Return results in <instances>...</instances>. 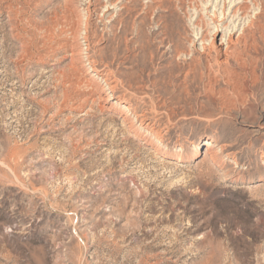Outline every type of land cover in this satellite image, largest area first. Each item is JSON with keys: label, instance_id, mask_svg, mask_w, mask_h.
<instances>
[{"label": "rangeland", "instance_id": "obj_1", "mask_svg": "<svg viewBox=\"0 0 264 264\" xmlns=\"http://www.w3.org/2000/svg\"><path fill=\"white\" fill-rule=\"evenodd\" d=\"M188 4L0 0V264H264V33L225 82ZM86 30L159 145L103 105Z\"/></svg>", "mask_w": 264, "mask_h": 264}, {"label": "bare ground", "instance_id": "obj_2", "mask_svg": "<svg viewBox=\"0 0 264 264\" xmlns=\"http://www.w3.org/2000/svg\"><path fill=\"white\" fill-rule=\"evenodd\" d=\"M186 1L189 3L186 7V14L191 18L192 25L196 29V35L189 44L192 46L190 53H195L198 59L204 58L212 65L211 61L216 63L217 68L216 71L214 69V72L227 77L228 81L224 80L225 82H229L230 76H233L234 79L238 78L239 72L233 67V64L242 67V54L245 48L250 41L255 40L257 33H264V0ZM81 37L86 42V51L76 52L74 57L81 61L86 75L96 85L103 105L121 109L124 114L123 119L130 121L129 127L138 137L142 136L150 145L155 142L158 144L155 128L148 122V118L144 114H136L130 104L125 103L116 95V85L109 77V73L104 68L97 66L90 52L88 30L82 33ZM259 127L261 131H264V122ZM201 144L207 146L206 152L211 151L212 153L214 144L211 140L204 139ZM199 145L194 147L192 156H197ZM162 154L172 158V155L165 150L162 151ZM213 157L216 163L221 164L222 160L219 156L213 153Z\"/></svg>", "mask_w": 264, "mask_h": 264}]
</instances>
